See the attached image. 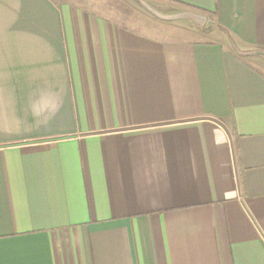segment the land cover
Here are the masks:
<instances>
[{
	"label": "crops",
	"instance_id": "1",
	"mask_svg": "<svg viewBox=\"0 0 264 264\" xmlns=\"http://www.w3.org/2000/svg\"><path fill=\"white\" fill-rule=\"evenodd\" d=\"M0 264H264V0H0Z\"/></svg>",
	"mask_w": 264,
	"mask_h": 264
}]
</instances>
